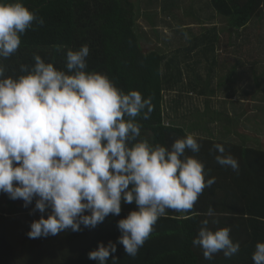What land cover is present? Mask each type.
Instances as JSON below:
<instances>
[{"label":"clouds","instance_id":"clouds-1","mask_svg":"<svg viewBox=\"0 0 264 264\" xmlns=\"http://www.w3.org/2000/svg\"><path fill=\"white\" fill-rule=\"evenodd\" d=\"M37 22L44 20L20 0L0 2V60L18 52L22 34ZM89 54L87 44L69 49L66 71L37 55L33 66H21L25 74L18 78L6 77L0 63V193L25 207L35 199L40 213L51 209L31 224L32 239L80 232L81 225L95 228L119 216L122 203H135L138 211L118 222V242L136 257L168 210L200 215L195 206L216 178L208 179L205 164L188 155L201 149L194 134L171 149L141 138L137 118H151L152 97L125 93L106 74L88 71ZM214 148L217 162L238 172L237 159L225 155L222 144ZM207 216H216L212 207ZM210 224L219 220L204 219L193 241L205 259L237 254L231 228L212 230ZM116 251V243H100L89 258L107 264ZM253 260L264 264V243H257Z\"/></svg>","mask_w":264,"mask_h":264},{"label":"trees","instance_id":"trees-1","mask_svg":"<svg viewBox=\"0 0 264 264\" xmlns=\"http://www.w3.org/2000/svg\"><path fill=\"white\" fill-rule=\"evenodd\" d=\"M20 2L43 18L44 23H34L22 34L18 52L7 60H0L6 67V77L18 78L25 74L21 66H33L37 55L66 71L67 51L79 50L87 44L90 48L88 71L106 74L125 93L135 90L145 99L152 97L151 118H137L142 125L141 138L171 149L177 139L194 134L201 149L188 155L199 158L205 164L207 178L215 177L216 181L199 197L195 212L200 215L168 210L136 257L127 255L123 244L118 242L122 235L118 222L131 211H138L135 203H122L119 216L110 215L95 228L81 225L80 232L69 229L56 236L32 239L28 236L31 224L42 215L47 218L51 209L40 213L34 211L35 199L25 207L23 200H13L8 194L0 193V264H99L98 260L89 258V253L97 250L100 243L107 246L109 242L117 244V251L107 264H255L256 245L264 243V148L236 143L230 138L228 128L223 135H215L209 127L199 124L200 118L187 121L184 114L175 118L169 112L172 105L165 102V91H178L183 76L181 64L192 57V51L199 62H208L212 54L211 64L216 65L219 34L196 35L191 44L180 45L175 56L169 58L165 52L141 42L137 29L140 5L136 0ZM209 2L214 12L227 17L230 27L237 30L264 15V0ZM208 69L211 73L212 68ZM225 82L223 79L218 85L223 87ZM216 144L225 147V155L237 159L238 172L217 162ZM209 207L215 210V217L207 216ZM204 219L219 220V224L209 225L212 230L230 227L231 238L240 244V251L231 258L221 252L211 260L205 259L202 248L193 244Z\"/></svg>","mask_w":264,"mask_h":264},{"label":"rangeland","instance_id":"rangeland-1","mask_svg":"<svg viewBox=\"0 0 264 264\" xmlns=\"http://www.w3.org/2000/svg\"><path fill=\"white\" fill-rule=\"evenodd\" d=\"M136 2L140 5L137 29L141 42L165 52L169 58L175 56L180 45L191 44L196 35L212 32L220 36L215 49V57L219 58L216 65L211 64L212 54L208 62H199L194 51L181 64L183 76L178 91H165V102L172 105L171 115H187V121L200 118L199 124L218 136L228 128L236 143L264 148V15L237 30L230 27L227 17L214 12L209 0ZM208 68H212V74ZM232 71L235 72L231 74ZM223 79L226 82L221 87L218 83ZM184 95L186 98L180 99ZM239 102L241 109L247 108L250 114L227 120L228 110L240 109Z\"/></svg>","mask_w":264,"mask_h":264},{"label":"crops","instance_id":"crops-1","mask_svg":"<svg viewBox=\"0 0 264 264\" xmlns=\"http://www.w3.org/2000/svg\"><path fill=\"white\" fill-rule=\"evenodd\" d=\"M218 60H219V58H218ZM182 98H186V96L184 95V96H182ZM233 104H235V103H230V105H233ZM239 106H240V109L238 108V109H229L228 110V113L226 114L227 115V120H233V118L234 117H242V116H248L249 114H247L248 113V111H247V108H243V109H241V107H242V102H239V104H238ZM245 114H247V115H245ZM214 123H217V121L216 122H214ZM211 130V129H210ZM212 131V130H211ZM214 134H215V132H214ZM216 135V134H215Z\"/></svg>","mask_w":264,"mask_h":264}]
</instances>
